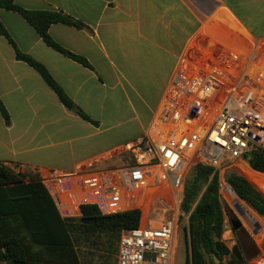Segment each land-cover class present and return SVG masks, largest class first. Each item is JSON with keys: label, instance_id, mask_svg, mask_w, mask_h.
Returning <instances> with one entry per match:
<instances>
[{"label": "crops", "instance_id": "obj_1", "mask_svg": "<svg viewBox=\"0 0 264 264\" xmlns=\"http://www.w3.org/2000/svg\"><path fill=\"white\" fill-rule=\"evenodd\" d=\"M15 4L73 18L79 26L55 23L49 34L89 64L50 47L21 14L0 8V21L11 39L0 34V99L11 119L6 124L0 112V163L39 177L45 172L123 165L128 160L125 146L148 130L181 57L213 16L229 29L264 41V0H15ZM17 51L43 65L98 124L67 109L41 74L17 58ZM129 127L136 132L125 136ZM240 175L264 197V173L250 168ZM224 200L258 247V255L246 264H264V215L253 212L232 190H224ZM188 226L189 219L185 239ZM101 235L113 240L101 252L106 258L97 261L118 264L121 234ZM91 239L77 243L81 264L79 246ZM221 241L231 252L239 245L225 212Z\"/></svg>", "mask_w": 264, "mask_h": 264}, {"label": "built area", "instance_id": "obj_2", "mask_svg": "<svg viewBox=\"0 0 264 264\" xmlns=\"http://www.w3.org/2000/svg\"><path fill=\"white\" fill-rule=\"evenodd\" d=\"M219 22L190 43L150 127L125 146L123 165L39 177L65 218H81L86 206L102 215L140 212L139 226L121 232L118 264H175L179 223L189 219L188 174L214 168L222 201L224 190L234 191L227 175L264 154V41Z\"/></svg>", "mask_w": 264, "mask_h": 264}, {"label": "trees", "instance_id": "obj_3", "mask_svg": "<svg viewBox=\"0 0 264 264\" xmlns=\"http://www.w3.org/2000/svg\"><path fill=\"white\" fill-rule=\"evenodd\" d=\"M0 8L18 12L47 45L89 65L84 58L61 47L49 34V28L55 23L79 26L70 16L55 10H25L18 7L15 0H0ZM0 34L11 40L1 21ZM17 58L41 74L67 109L86 121L98 124L67 96L43 65L19 51ZM0 112L5 123L10 124V115L1 99ZM248 163L253 170L264 173L263 153L250 154ZM192 171L182 203V210L189 214L186 238L188 255L185 264H217L214 257L219 260L218 264H246L240 245L231 252L221 241L224 212L218 172L203 165L196 166ZM227 181L240 201L248 203L257 213L264 215V197L246 178L232 172L227 175ZM52 211L53 219L50 214ZM140 217L138 210L102 215L96 207L86 206L80 219H63L39 176L29 172H15L0 163V262L81 264L76 249L80 239L100 234L120 236L122 230L138 227Z\"/></svg>", "mask_w": 264, "mask_h": 264}, {"label": "rangeland", "instance_id": "obj_4", "mask_svg": "<svg viewBox=\"0 0 264 264\" xmlns=\"http://www.w3.org/2000/svg\"><path fill=\"white\" fill-rule=\"evenodd\" d=\"M220 9H222V8H220ZM222 11H224V10H221L219 13L222 14ZM216 17L217 16H213L206 23H208V22L212 23L213 21H217V20H218V22L219 21L221 22V18L218 17L219 19H217ZM222 22H225V21H222ZM135 132H136V129L129 127L127 129V131L125 132V136L126 135H128V136L132 135ZM116 165L117 166H121L122 163L120 162L119 164H116ZM192 172L193 171H191L188 174V176L186 178V181H185V186H186L188 180L190 179V177H192ZM222 206H223V210L225 212L226 217L229 218L228 211H227V204H226V202L224 200V197H222ZM249 207H251V206L249 205ZM251 209L253 210V212H255L258 215V213L252 207H251ZM183 212L187 215V213L185 211H183ZM186 221H187V219L184 217L183 220L179 223L178 249H177L175 264H185L186 258H187V255H188L187 243H186V239H185V236H184L185 233H187V229L185 227ZM91 238H92L91 240H83V242L79 246L80 247L79 251H80L81 259H82L84 264H100L99 261H97V258H100V257H102V258L105 257L106 258V254L105 253H101V252H106V248L110 247L108 240H110V239L113 240V238L112 237H108L107 235H104V237H102L101 234L97 235V236H94V237H91ZM255 238H256L257 241L260 240V237L258 238L256 235H255ZM102 239H103V241H102ZM114 243H115V240H114Z\"/></svg>", "mask_w": 264, "mask_h": 264}, {"label": "water", "instance_id": "obj_5", "mask_svg": "<svg viewBox=\"0 0 264 264\" xmlns=\"http://www.w3.org/2000/svg\"><path fill=\"white\" fill-rule=\"evenodd\" d=\"M228 215L230 217L232 226L235 230V234L237 236L239 245L242 249V252L244 254V257L246 261H251L253 258H255L258 253V247L250 235V233L247 231V229L243 226L241 220L236 216V214L227 207ZM217 260V259H216ZM219 262V260H217Z\"/></svg>", "mask_w": 264, "mask_h": 264}]
</instances>
